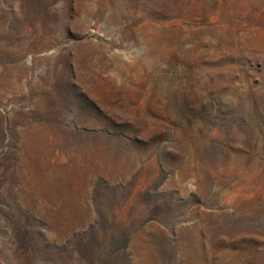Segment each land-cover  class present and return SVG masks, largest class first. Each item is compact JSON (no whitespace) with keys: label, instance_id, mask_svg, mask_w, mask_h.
Masks as SVG:
<instances>
[{"label":"rangeland","instance_id":"374dc122","mask_svg":"<svg viewBox=\"0 0 264 264\" xmlns=\"http://www.w3.org/2000/svg\"><path fill=\"white\" fill-rule=\"evenodd\" d=\"M0 264H264V0H0Z\"/></svg>","mask_w":264,"mask_h":264}]
</instances>
